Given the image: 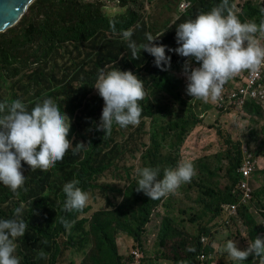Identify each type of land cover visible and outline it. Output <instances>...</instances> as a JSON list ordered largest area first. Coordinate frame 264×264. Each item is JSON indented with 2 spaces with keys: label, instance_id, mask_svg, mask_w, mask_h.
Listing matches in <instances>:
<instances>
[{
  "label": "trees",
  "instance_id": "obj_1",
  "mask_svg": "<svg viewBox=\"0 0 264 264\" xmlns=\"http://www.w3.org/2000/svg\"><path fill=\"white\" fill-rule=\"evenodd\" d=\"M180 1L171 0L169 4L173 7V3ZM187 1L190 5L185 11L160 27L147 15L141 0H121L126 11L111 17L102 11V0H35L17 24L0 32V77L7 89L5 96L0 86V101L10 103L19 99L31 110L44 98H51L70 118L69 139L73 144H85L75 153L74 145H70L63 158L47 170H32L22 161L25 180L15 193L0 185V218H11L14 208L23 205L25 233L14 240L19 264H62L66 250L79 244L76 233L89 246L78 264H201L197 258L205 234L209 235V244L204 252L214 258L204 260V264L212 261L232 264L221 248L224 241L239 240L238 248L244 249L256 235L264 237V197L260 198L264 196V183L252 191L247 203L239 206L243 229L237 220L225 227L221 222L222 206L236 201L242 177L239 168L247 156L244 146L258 163L254 177L264 179V174H258L264 173V105L249 95L241 108L228 102L219 106L213 99L207 103L218 112L235 108L245 119L261 124L259 135L252 129L244 138L234 137L229 124H210L218 132V149L216 143L209 147H215L212 153L219 157L217 166L208 163L212 153L204 154L197 162L191 161L194 174L190 182L182 183L159 199L150 200L142 191L135 190V168L158 167L162 174L164 168L174 167L181 159L180 145L193 128L204 123L193 112V103L204 101L186 94L183 64L188 58L167 53L166 49L171 56L167 71L157 68L154 57L139 48L137 59H132L121 30L132 29L131 39L138 45L147 43L145 33L161 34L153 42L174 49L176 26L221 3V0ZM162 5L160 9L172 10ZM228 7L241 21L259 24L262 18L259 9L264 7V0H228ZM258 37H264V33L256 34ZM194 63L198 64L193 60ZM103 66L105 71L119 67L131 70L142 79L144 89V97L138 102L139 123L124 128L114 124L106 135L96 129L104 101L92 86ZM247 71L235 74L236 82L227 81L219 96L227 99L232 90L247 84ZM159 95H167L179 103L180 113L185 107V115L177 117L179 114L174 110L170 120L154 124ZM149 121L153 124L147 144L144 135ZM166 146L171 152L162 150ZM211 167L224 169L227 178L224 186H209L207 174L212 173ZM197 176L204 184L200 187L206 188L203 193L210 197L205 205L209 206L211 217L197 234H191L171 214L160 210L165 205L168 209V201L177 190L185 191L193 181L198 185ZM74 178L88 194V200L83 209L66 212L62 208L65 198L62 186ZM62 221H68L69 226L66 228ZM124 236L130 237L133 250L142 253L140 258L135 257L133 250L121 252L120 239ZM40 252L45 255L40 256ZM243 264H253V257L250 255Z\"/></svg>",
  "mask_w": 264,
  "mask_h": 264
},
{
  "label": "clouds",
  "instance_id": "obj_2",
  "mask_svg": "<svg viewBox=\"0 0 264 264\" xmlns=\"http://www.w3.org/2000/svg\"><path fill=\"white\" fill-rule=\"evenodd\" d=\"M102 11L111 17L117 9L107 7ZM259 12L262 16L259 24L255 21H241L228 7V0H221L210 11L202 12L176 26L177 47L174 49L153 42L161 34L145 33L147 43L140 45L131 39L132 29L121 30V36L127 41L132 59H137L139 48L153 56L154 65L162 71H167L171 66V56L167 53L175 52L188 58L183 64L186 94L207 102L220 95L223 84L232 76L245 69L255 71L264 63V46L256 39V34L264 33V7H260ZM193 60L198 62V66H193ZM92 86L104 101L96 124L97 131H103L106 135L111 132L114 124L124 128L139 123L141 107L138 102L144 97V89L142 79L136 73L120 67L105 71L103 66L98 70ZM70 126L69 116L51 98H44L31 110L19 99L10 103L0 101V185L15 193L25 180L21 171L22 161L32 170L43 171L61 160L70 145H74L73 153L85 146L83 142L72 143L68 137ZM193 174L192 162L183 158L174 167L164 168L162 174L158 167H137L134 169L135 190L142 191L150 200L159 199L174 192L182 183L190 182ZM78 185L79 180L74 178L62 186L65 197L62 208L66 212L81 210L86 205L88 194ZM248 193L247 198L246 191L239 186L236 201L222 206L224 218L221 222L224 227L233 225L232 221L237 220L243 229L239 206L251 198L252 187ZM47 195L45 191L44 196ZM232 206L236 207L235 215L230 214ZM22 210L21 204L14 208L11 218H0V264H19L14 254V240L25 233ZM62 222L66 228L69 226L68 221ZM201 243L202 250L197 259L204 264V260L214 258L213 254L207 256L204 252L209 244L208 234L201 237ZM223 251L227 261L232 264H243L250 255L253 264H264V237L256 235L253 240H248V246L244 249L238 248L233 239H228L223 245ZM44 255L40 252V256ZM211 264H215V261Z\"/></svg>",
  "mask_w": 264,
  "mask_h": 264
},
{
  "label": "rangeland",
  "instance_id": "obj_3",
  "mask_svg": "<svg viewBox=\"0 0 264 264\" xmlns=\"http://www.w3.org/2000/svg\"><path fill=\"white\" fill-rule=\"evenodd\" d=\"M87 1H97V0H87ZM104 2V8L111 7L117 9V13L125 12V8L121 6V0H102ZM134 1V0H127ZM143 4L146 7L147 15L151 16V19L153 20V23L162 26L166 20L170 19L172 21L174 18L178 16V13L181 11L179 10L178 3L175 2L172 4H169L171 0H141ZM163 4V5H162ZM170 6L172 10L166 9L164 7L160 6ZM120 9H123V11H119ZM161 17V18H160ZM157 26V27H158ZM260 44L264 43V37H258L256 38ZM264 46V44H263ZM193 66H198L197 63H194ZM235 75L232 76L227 81L229 82H236ZM225 82L223 86L228 85V82ZM0 86L3 87V93L5 96H7L6 88H5V82L0 77ZM156 101L158 102V111L156 114L157 121L154 123L156 125L162 124L172 118V111L175 110L179 115L177 117H182L185 115V107H183V111L180 113L179 103H174L171 98L167 95L158 96L156 98ZM190 101H188L189 103ZM193 103V102H191ZM209 103L207 102H196L193 103L192 110L193 112L203 120L204 123L199 124L195 128H193L187 135L186 139L184 140V144H181L179 147V156L180 158L187 159L190 161H195L199 158H201L204 154H210L213 150H215V147L209 148L213 144H217L218 149V132L214 128H210V124H218L221 126H226L229 124V129L232 132V135L234 137L240 136L241 138L244 134H247L250 130V133L252 132V129H255V133L259 135L261 130V124H254L250 122L249 120L245 119L243 117V114L241 112H238L235 108H230L223 111H216L213 106H208ZM151 121L148 122L146 127V132L144 135V140L148 144L149 143V128ZM219 122V123H217ZM257 135H254V137H258ZM226 149L229 148L228 145L225 146ZM245 150L246 155L250 154L247 152V147H243ZM162 150L166 152H171V149L166 146L163 147ZM252 153V152H251ZM175 155V153L173 154ZM225 160H223L224 164ZM209 164H214L217 166L219 164V157L214 155L212 153L211 158L208 160ZM258 164V163H257ZM139 166V165H137ZM211 174H207V178L209 179V186H224L227 182V178L225 176V171L218 170L216 167H211ZM199 174V170H198ZM259 175L263 176V172H259ZM256 175V174H255ZM194 182V181H193ZM193 182L190 183L189 188H187L185 191H176V194L173 195V197L168 201V209H166V205L164 208H162L160 211L163 214H171L177 221L180 227H183L186 231H188L191 234H197L200 227H202L211 217V212L209 210V206L205 205V201H209L210 197L203 193V191L206 190L203 186V182L198 180V176L196 177V182L198 185H194ZM264 179L261 177L260 179H256L255 177L252 180L251 187L252 191L256 189L257 187L263 185ZM264 196L260 195V198L262 199ZM190 218H194V220H191ZM120 239V238H119ZM76 240L78 241V245L76 247L68 248L65 252V256L63 257L62 264H71L72 261H74L75 264H78L83 259L84 250L89 248V246H86L85 240L81 239L79 236V233H76ZM237 247L241 246V243L239 240H234ZM225 241L222 243L221 248L223 249ZM132 242L130 240V237L124 236L120 239V249L123 254H126L129 252V250H133L132 248ZM135 251V249L133 250ZM139 252V251H138ZM131 253V252H130ZM140 255V252H139Z\"/></svg>",
  "mask_w": 264,
  "mask_h": 264
},
{
  "label": "built area",
  "instance_id": "obj_4",
  "mask_svg": "<svg viewBox=\"0 0 264 264\" xmlns=\"http://www.w3.org/2000/svg\"><path fill=\"white\" fill-rule=\"evenodd\" d=\"M189 5L190 2H188L187 0H182L179 5L180 11H185L189 7ZM246 79L247 84L240 85L239 87L232 90L227 99L218 96L216 99H214L216 103H218L219 106H223L228 102L229 104H235L236 107L241 108L244 103L245 97L249 95L253 98L258 99V101H260L261 104L264 105V63H262L261 66L255 71L248 70ZM251 158V154L247 155L242 164V167L239 169V172L242 176L240 180V187L242 190L246 191L247 198L249 195L248 192L251 191L250 181L257 163L256 160H252ZM230 214H236L235 206H232ZM133 253L136 258L140 257L138 251H134Z\"/></svg>",
  "mask_w": 264,
  "mask_h": 264
},
{
  "label": "water",
  "instance_id": "obj_5",
  "mask_svg": "<svg viewBox=\"0 0 264 264\" xmlns=\"http://www.w3.org/2000/svg\"><path fill=\"white\" fill-rule=\"evenodd\" d=\"M35 0H0V32L17 24Z\"/></svg>",
  "mask_w": 264,
  "mask_h": 264
}]
</instances>
